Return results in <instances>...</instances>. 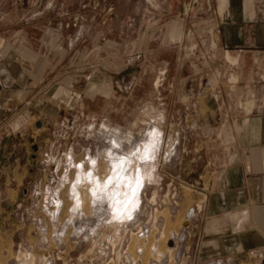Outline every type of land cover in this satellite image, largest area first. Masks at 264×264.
Wrapping results in <instances>:
<instances>
[{"label":"crops","instance_id":"0c3cea01","mask_svg":"<svg viewBox=\"0 0 264 264\" xmlns=\"http://www.w3.org/2000/svg\"><path fill=\"white\" fill-rule=\"evenodd\" d=\"M85 6L86 0H0V187L29 133L44 131L60 103L72 106L65 92L73 82L65 74L80 81L88 75L73 102L97 108L106 122L148 80L146 48L97 67L101 48L110 58L113 20L85 19ZM154 11L145 41L176 54L165 95L159 90L156 98L185 109L187 137L208 154L189 222L191 264H264V0H160ZM71 24L75 33L67 37ZM165 66L169 73L171 62Z\"/></svg>","mask_w":264,"mask_h":264},{"label":"rangeland","instance_id":"374dc122","mask_svg":"<svg viewBox=\"0 0 264 264\" xmlns=\"http://www.w3.org/2000/svg\"><path fill=\"white\" fill-rule=\"evenodd\" d=\"M159 1L86 0L83 18L113 20L109 27L114 42L113 49H109L110 58L101 48L97 67L113 56L136 57L146 48L149 51L147 65H150L146 74L148 80L143 85H135L127 106L120 111L117 104L113 116L106 122L100 113L96 115L97 108L88 105L82 108L73 102L84 93L88 75L82 76L80 81L73 73L65 74V80L73 82L71 89L65 92V102L72 106L60 103L59 115L49 117L44 131L34 128L24 140L26 145L19 146L16 156H12V163L17 159L15 169L3 171L0 264H116L117 248L112 262L111 245L117 247L122 239L124 245L130 244L128 252L137 264H157L154 246L161 252L163 264H191L188 255L192 257V252L187 251L191 227L184 228L182 224L191 219L196 204L194 196L207 178L202 163L208 154L195 144L197 140L187 137V132L192 129L185 121V109L171 107L168 101L156 98L159 90L161 96L165 95L162 88L173 77L176 58L174 52L167 54L157 50L159 43L145 41L154 32L153 26L147 23L154 19V5ZM71 3L74 4V0ZM123 28L124 34L121 33ZM84 29L89 31V27ZM73 30L72 24L66 28L67 37L74 35ZM97 30L101 32L105 27L98 25ZM74 46L72 38H66L64 47L71 50V54ZM81 61V68L85 69L88 59ZM166 61L171 62L169 73ZM51 103L58 106L52 100ZM152 128L153 133L148 135ZM112 139L117 141V152L121 155L135 152L150 142L147 155L139 152L126 163L131 179L136 180L137 175H142L144 180L138 200L129 211H125L124 206L130 185L125 179L122 182L116 180L112 171L111 158L116 152ZM94 168L93 174L97 173L100 182L112 176L111 189L118 191V195H114L117 198L113 194L112 198L108 197L106 190L102 193L99 190L98 199L94 198L93 182L88 183V178L82 176L90 174ZM78 195L81 200L76 199ZM99 195L108 200L100 201ZM137 224L147 227L144 239L133 233ZM125 228L133 235L126 234ZM171 240L174 246H169ZM138 245L144 246L143 253H135Z\"/></svg>","mask_w":264,"mask_h":264},{"label":"bare ground","instance_id":"6f19581e","mask_svg":"<svg viewBox=\"0 0 264 264\" xmlns=\"http://www.w3.org/2000/svg\"><path fill=\"white\" fill-rule=\"evenodd\" d=\"M155 128V127H154ZM154 128H152L150 131H149V133H148V135H151L152 133H153V131H154ZM113 140V139H112ZM116 140H117V138H116ZM116 140H113V141H111V142H113L112 143V145L114 146L113 147V149H115V151L116 152H114L113 153V156H112V161H113V164H112V166H114L113 167V174H115V179L116 180H118V181H125V183L126 184H128L129 183V185H130V193H127V194H129L128 195V199H127V201H126V205L124 206L125 208V211H127L128 209H129V207L130 206H132L133 204H134V202L135 201H137L138 200V197H137V195H138V193H139V191H140V189H141V187H142V185H143V177H142V175L140 176V175H137V178H136V180L133 178V179H131L128 175H127V171H128V164L126 165V163H127V161L129 162L130 161V159H132L134 156H136L137 154H139V152H142L143 154H145V155H147V150L150 148V142H146V144L145 145H143V146H141L140 148H138L137 150H135V152L134 151H131L130 153L128 152L127 154H124V155H121V154H119L117 151V149H118V143H117V141ZM124 141V140H123ZM111 152V151H110ZM121 152V151H120ZM111 154V153H110ZM143 154H141V155H143ZM121 155V156H120ZM139 159V158H138ZM143 159V158H142ZM112 163V162H111ZM117 164H119V167H117ZM92 165L94 166L95 165V162H93L92 163ZM141 166V165H140ZM139 166V167H140ZM134 169V168H133ZM93 171L95 172L96 171V168H94V169H92V171H91V173L90 174H82V176H84V178H88V183H89V181L91 182H93V184L92 185H94V189L92 190V194H93V196H94V198L95 199H98V192H99V188L97 189V186L98 187H100L101 185H103V187H104V190H106V191H109V193H108V197H111L112 198V194H113V196L114 195H118L117 194V192L118 191H113L111 188H112V181H111V177H107L106 179H104L103 180V182H100L99 180H100V177L99 176H97V173H95V174H93ZM111 171V172H112ZM129 172V171H128ZM142 172V171H141ZM131 175V174H130ZM114 177V176H113ZM83 178V180H85ZM125 179V180H124ZM132 180V182H131V180ZM114 180V179H113ZM135 180V181H134ZM116 183H118V182H116ZM125 184V185H126ZM116 184H114V186H115ZM123 185H124V183H123ZM122 185V186H123ZM118 186V185H117ZM121 187V186H120ZM101 188V187H100ZM117 189V188H116ZM119 189V188H118ZM122 190V189H121ZM124 190V189H123ZM129 190V189H128ZM120 192V191H119ZM126 192H128V191H126ZM99 193H102V192H99ZM121 195V194H120ZM100 197H99V199H100V201H104V202H106L108 199V197H107V195H106V193H105V196L107 197V198H105V196H101V195H99ZM115 197V196H114ZM113 197V198H114ZM81 198V195H78V198H76V199H79V200H81L80 199ZM115 198H117V197H115ZM123 198V197H122ZM121 199V198H120ZM119 200V199H118ZM117 200V201H118ZM123 200V199H122ZM114 201V200H113ZM80 202V201H79ZM120 203V202H119ZM136 204V203H135ZM120 207V206H119ZM134 207V206H133ZM124 209H123V211H124ZM130 209H132V208H130ZM122 210V209H121ZM119 211V210H118ZM129 211V210H128ZM119 212H121V211H119ZM190 220H188V221H185V226L186 227H188V225H190Z\"/></svg>","mask_w":264,"mask_h":264},{"label":"built area","instance_id":"2783aa9c","mask_svg":"<svg viewBox=\"0 0 264 264\" xmlns=\"http://www.w3.org/2000/svg\"><path fill=\"white\" fill-rule=\"evenodd\" d=\"M188 220L189 219H187L185 221H188ZM185 221L183 222L182 225H183L184 228H187L185 226V224H184ZM125 229H124V232L126 234L129 233L130 235L131 234L133 235V233H134L135 235H138L139 239H144L145 236H146V233H147V227L146 226H142L141 224H137L135 226L136 230H135V232L133 231V233H132V231L129 230V228H125ZM129 245H130L129 243H126L124 245V240L123 239H122V242L120 244H118L117 247H116V245H111V248H112V250H111L112 256L110 257L111 261L112 262L114 261L113 254H114V250L117 248V252H116V258H117L116 261L117 262H116V264H137V260L134 258V256L130 252H128ZM169 246H174V242L172 240L170 241ZM144 249L145 248H144L143 245H138L136 247V252L135 253H137V254L143 253ZM152 249H153V254H157V256H158V258L154 259V260H156V263L157 264L158 263L159 264H163V261H161V258H160L161 255H162L161 252L158 250V248L156 246H154Z\"/></svg>","mask_w":264,"mask_h":264},{"label":"clouds","instance_id":"9594fccd","mask_svg":"<svg viewBox=\"0 0 264 264\" xmlns=\"http://www.w3.org/2000/svg\"><path fill=\"white\" fill-rule=\"evenodd\" d=\"M117 167H119V164H117ZM100 191H101V192L104 191V187H103V186L100 188Z\"/></svg>","mask_w":264,"mask_h":264}]
</instances>
